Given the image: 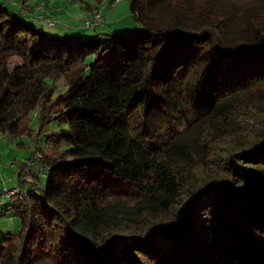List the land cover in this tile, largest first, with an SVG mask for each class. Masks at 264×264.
<instances>
[{
	"label": "trees",
	"instance_id": "trees-1",
	"mask_svg": "<svg viewBox=\"0 0 264 264\" xmlns=\"http://www.w3.org/2000/svg\"><path fill=\"white\" fill-rule=\"evenodd\" d=\"M130 5L143 31L103 42L49 35L27 0H0V133L36 138L30 113L50 120L52 99L68 124L46 139L60 154L36 161L42 194L21 169L23 227L0 264L42 251L53 264H264V0ZM138 112L157 142L131 128Z\"/></svg>",
	"mask_w": 264,
	"mask_h": 264
},
{
	"label": "rangeland",
	"instance_id": "rangeland-1",
	"mask_svg": "<svg viewBox=\"0 0 264 264\" xmlns=\"http://www.w3.org/2000/svg\"><path fill=\"white\" fill-rule=\"evenodd\" d=\"M23 0H6V3L21 11ZM34 1V0H32ZM43 1V0H42ZM45 1V0H44ZM48 9L51 10L56 6H62L63 2H71L74 10L70 11L71 17L70 22L64 24L61 18H54L57 23L54 26H49L45 22L30 21L31 25L36 26L43 32L49 35L55 36L59 39H66V37L91 39L95 36H99V39L103 42H107L109 36L127 35L131 32L140 33L144 29V25L134 16L130 0H121L118 4L113 7L112 0H103L102 4H97L95 0H47ZM216 2V1H215ZM223 2V1H222ZM62 4V5H61ZM90 4V5H89ZM16 5V7H14ZM38 5V4H37ZM31 7L32 6L31 4ZM101 8L106 24L103 26L96 27L95 29H88L82 23L83 14L90 11L89 8ZM31 11V8H28ZM27 10V9H25ZM114 59L113 51L108 53V60ZM91 59L88 60V62ZM22 64V59L18 56H13L8 61V67L13 70L16 66ZM49 83L56 87V94H60L64 88L63 76H60L56 81L49 80ZM60 103V102H58ZM46 107L51 108L50 115L52 118L47 120L45 123L42 121L43 109L38 106L35 110L30 113L31 130L37 134L36 138H32L30 135L25 134L21 137H9L6 134L0 133V202L3 201V205H0V210L4 204L7 205L8 201L13 204L4 214H0V228L7 229L6 232L0 231V243L6 237L7 232L19 233L23 227L22 219L19 215H16L13 208L18 203L15 198L10 199L5 196V191L13 188H20L21 185V169L25 165L29 166L30 161L34 158V155H47L50 157H57L61 150L65 148L64 145H46V139L48 136H55L61 138V136L68 129V124L63 122L57 117L58 110L62 108V105L56 104L54 99L50 103H47ZM131 128L136 132L137 136L150 137V140L155 143L158 141L157 137L153 134L156 133L157 122H148L143 112H138L131 119ZM166 123V122H165ZM153 131V133H152ZM155 141V142H154ZM30 167V166H29ZM33 170L39 174L40 183L42 187H39V193L42 194L43 187L47 186L48 178L40 171L42 163L36 162L32 165ZM26 187L31 186L30 183L26 182ZM43 257H37L31 264H53L54 258L48 255V253L42 251Z\"/></svg>",
	"mask_w": 264,
	"mask_h": 264
},
{
	"label": "built area",
	"instance_id": "built-area-1",
	"mask_svg": "<svg viewBox=\"0 0 264 264\" xmlns=\"http://www.w3.org/2000/svg\"><path fill=\"white\" fill-rule=\"evenodd\" d=\"M121 0H112L111 4L113 7H115L118 2ZM37 10L40 12L35 17L39 22H45L49 26H54L57 22L52 19L50 16V10L48 9V2H41L37 5ZM23 13H25L23 11ZM82 23L83 25L88 29H95L96 27L103 26L106 24V20L104 18L103 12L101 8H92L89 12H86L83 14L82 17ZM44 159V155L40 153L39 155H34V158L30 161L29 166H32L36 163L37 160ZM40 171L44 176L48 173V167L45 165H42ZM25 181L28 183H33L34 180L31 177L25 178ZM5 196L9 197L10 199L15 198L18 201H22L25 199L26 192H23L20 190V188H13L11 190H7L4 192ZM0 205H3V201L0 202ZM0 213H2V209L0 210Z\"/></svg>",
	"mask_w": 264,
	"mask_h": 264
},
{
	"label": "crops",
	"instance_id": "crops-1",
	"mask_svg": "<svg viewBox=\"0 0 264 264\" xmlns=\"http://www.w3.org/2000/svg\"><path fill=\"white\" fill-rule=\"evenodd\" d=\"M71 1V0H70ZM41 2H48L47 0H34V1H32V0H27V5L29 6V8H31V11H29V9H28V13H27V16H29V18H30V20H33V21H35V16L37 15V14H39L40 12L37 10V8H36V5L37 4H39V3H41ZM31 4H32V6H34V7H31ZM62 5V4H61ZM90 5V4H89ZM72 10H74V8H73V6H72V4H71V2H69V1H65V2H63V5L62 6H56V7H54V8H52L51 10H50V15H52L54 18L56 17V18H61L62 19V22L64 23V24H67L68 25V23L70 22V18L69 17H71V14H70V11H72ZM89 10H91V7L89 8ZM87 12H89V11H87ZM55 18V19H56ZM38 21V20H37ZM36 22V21H35ZM28 188V190L30 191V189H32L30 186L29 187H27ZM13 203L12 202H10V201H8V203H7V205L5 206V204H4V206H3V208H2V213H0V214H4V213H6L8 210H10V206L12 205ZM0 231H3V232H6L7 231V229H5V228H0ZM9 233H12V232H7L6 233V236H7V234H9Z\"/></svg>",
	"mask_w": 264,
	"mask_h": 264
}]
</instances>
